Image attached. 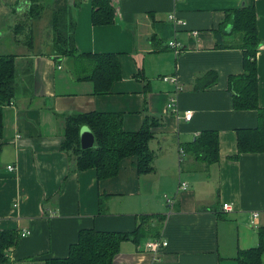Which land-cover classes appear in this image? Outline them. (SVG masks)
Listing matches in <instances>:
<instances>
[{
  "label": "crops",
  "instance_id": "obj_1",
  "mask_svg": "<svg viewBox=\"0 0 264 264\" xmlns=\"http://www.w3.org/2000/svg\"><path fill=\"white\" fill-rule=\"evenodd\" d=\"M19 1L0 0V54L15 55L16 83L2 107L0 230L18 235L0 264H51L68 256L85 229L140 228L145 235L122 241L113 264H238V252L257 246L264 226L251 223L256 211L264 220V152L232 157L236 131L255 127L257 112L232 106L229 79L244 71L243 48L226 25L232 11L254 7L257 101L264 108V0H109L115 14L108 24L92 23V0H73L76 49L117 55L120 78L107 93L77 79L67 57L56 61L49 48L40 51L42 22L33 48L26 31L14 35ZM216 33L228 46H217ZM172 39L176 52L167 45ZM89 112L120 113L125 131L153 120L152 171L138 172L133 156L105 179L95 168L77 169L62 150L64 121ZM210 130L218 134V160L207 163L188 148ZM166 196L174 198L171 206ZM158 237L167 245L153 252L146 242Z\"/></svg>",
  "mask_w": 264,
  "mask_h": 264
},
{
  "label": "trees",
  "instance_id": "obj_2",
  "mask_svg": "<svg viewBox=\"0 0 264 264\" xmlns=\"http://www.w3.org/2000/svg\"><path fill=\"white\" fill-rule=\"evenodd\" d=\"M24 2V3H22ZM78 3L73 0H22L14 7L16 17L13 33L15 36L26 31L25 44L34 47V28L43 23V48H49L51 56L58 61L67 57L72 61V69L77 79L93 82L96 93H107L114 80L120 78V65L116 54L82 53L75 47V19L73 10ZM115 9L109 0H92L91 19L94 24H108L114 20ZM239 34V44L243 48V73L229 79L228 90L232 95V106L236 110H255L257 124L252 128L236 131L237 158L241 153L264 152V108L257 101V71L255 52L258 45L256 35V13L251 5H244L231 13L226 26ZM221 33V30H220ZM219 48L228 45L220 42ZM239 46V47H240ZM15 55L0 54V137L2 135V107L12 102L15 83ZM123 118L116 112L76 113L65 117L62 150L74 158L77 169L95 168L97 179L114 176L119 162L127 156L135 157L138 172L153 169L154 153L149 148L152 137L153 120L146 119L136 131H125ZM87 126L93 133V147L82 149L79 143V130ZM188 151L207 163L218 160V134L216 131H203L189 145ZM259 244L238 252V264H264V226L259 227ZM137 229L132 234L85 229L80 232L78 241L69 249L65 258L55 259L51 264H113L114 256L124 240H137L144 236ZM18 235L13 230H0V262L7 259Z\"/></svg>",
  "mask_w": 264,
  "mask_h": 264
},
{
  "label": "built area",
  "instance_id": "obj_3",
  "mask_svg": "<svg viewBox=\"0 0 264 264\" xmlns=\"http://www.w3.org/2000/svg\"><path fill=\"white\" fill-rule=\"evenodd\" d=\"M175 23L176 24H180V25L185 24L184 22H180V21H175ZM167 45H168V47L172 48L175 52L179 48V43L176 40H174V39L168 41L167 42ZM168 106H169L170 109L174 110V108H173L174 107L173 101H171L168 104ZM191 115H192V112L190 110H187L185 112V114H184L185 119L186 120H190ZM8 169L9 170H13L14 167L12 165H9L8 166ZM186 186H187V184L185 182L180 183V187L182 189L186 188ZM165 200H166V202H167V204L169 206H171L174 203V198H172V197H167L166 196L165 197ZM223 208L225 210L229 209L230 208V204L224 203L223 204ZM251 223H252L253 226H256V227L261 226V225H264V220H263V223L260 222V212L259 211H256V212L253 213V218H252ZM25 233L26 232H23L21 235L24 236ZM166 245H167V241L164 240V239H162V238H159V237L158 238H155V239H151V240H149V241L146 242V247L149 250L153 251V252H158L162 248L166 247Z\"/></svg>",
  "mask_w": 264,
  "mask_h": 264
},
{
  "label": "water",
  "instance_id": "obj_4",
  "mask_svg": "<svg viewBox=\"0 0 264 264\" xmlns=\"http://www.w3.org/2000/svg\"><path fill=\"white\" fill-rule=\"evenodd\" d=\"M79 143L82 149L93 147L95 144L94 135L87 126H82L79 130Z\"/></svg>",
  "mask_w": 264,
  "mask_h": 264
}]
</instances>
